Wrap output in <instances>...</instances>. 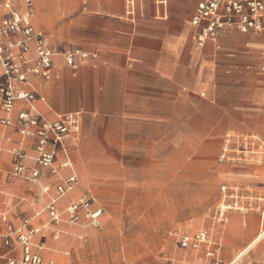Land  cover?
I'll use <instances>...</instances> for the list:
<instances>
[{"label":"rangeland","instance_id":"obj_1","mask_svg":"<svg viewBox=\"0 0 264 264\" xmlns=\"http://www.w3.org/2000/svg\"><path fill=\"white\" fill-rule=\"evenodd\" d=\"M263 74L264 67L254 69L251 82L221 76L212 92L189 93L172 109L156 99L118 117L82 114L70 153L75 192H89L104 215L98 229L78 227L83 240L62 223L47 257L56 264H209L179 237L206 231L224 249L226 230L248 231L246 219L231 214L264 215ZM259 253L257 245L237 264H255Z\"/></svg>","mask_w":264,"mask_h":264},{"label":"crops","instance_id":"obj_2","mask_svg":"<svg viewBox=\"0 0 264 264\" xmlns=\"http://www.w3.org/2000/svg\"><path fill=\"white\" fill-rule=\"evenodd\" d=\"M201 1L135 0L132 9L127 0H34L31 24L48 38L55 56L50 78L30 76V87L22 89L44 97L45 102L38 100L36 106L43 115L55 119L77 112L85 117H118L122 108H149L148 103L156 99L172 109L178 101H187L189 93L199 99V93L212 92L221 76L239 74L251 82L254 69L264 67V32L230 29L216 41L200 46L192 19ZM17 7L24 13L27 5L21 2ZM70 48L100 53L96 60L84 62L74 75L62 54ZM261 77L264 79V74ZM260 98L259 102H264V91ZM25 106L18 102L16 113ZM171 117L169 112L167 118ZM260 132L264 134V120ZM19 140L15 128L0 126V256L7 252L4 238H14L10 230H18L23 219L31 218L39 228L48 222L45 213L37 217L49 201L42 187L59 180L46 171L39 183L15 176L9 150ZM26 150V166L32 168L35 152L31 140H26ZM57 160L61 164L65 158L59 155ZM69 174V170L61 172L63 177ZM76 196L74 192L61 201L60 208L65 210L80 197ZM231 215L240 216L241 224L242 218L246 219L249 230L225 231L224 264L233 263L264 230V215L257 219L239 213ZM69 227L78 232L77 236L82 233L78 227ZM50 240L48 233L46 245ZM257 245L260 253L255 264H264V237ZM201 249L206 256L205 248ZM44 256L46 260L53 259L46 252ZM13 257L20 260V252Z\"/></svg>","mask_w":264,"mask_h":264},{"label":"built area","instance_id":"obj_3","mask_svg":"<svg viewBox=\"0 0 264 264\" xmlns=\"http://www.w3.org/2000/svg\"><path fill=\"white\" fill-rule=\"evenodd\" d=\"M30 1L0 0V111L3 114L0 126L3 129L15 128L20 136V140L9 150L15 176L39 183L46 171L59 177V180L52 186L42 187V193L49 201L37 217L45 213L50 228L45 230L46 226L36 227L31 218L23 219L18 230H10L15 237L8 235L4 238L7 252L0 256V264H56L53 259L46 260L44 256L48 233L51 238L59 240L62 223L98 229L104 215V209L98 206L97 199L89 192L82 193L65 210L60 208V202L74 193L78 186V176L73 169L70 153L77 146L82 114L67 113L55 119L48 118L36 106L38 100L45 102V98L36 92L22 89L30 87V76L49 79L55 56L48 38L31 24L34 12ZM127 1L133 9L135 0ZM21 2L27 5L24 13L17 10ZM192 25L197 29L196 39L200 46L209 40L216 41L223 31L230 29L264 32V0H202ZM99 53V50L87 52L80 48L62 52L66 65L74 75L84 62L96 60ZM18 102H24L26 106L16 113ZM26 140L33 142L35 156L32 168L26 166ZM59 155L65 158L61 164L57 162ZM226 159L224 154L222 161ZM63 170H69L70 174L63 177ZM3 219L6 220V216ZM84 237L83 234L78 235L81 240ZM179 239L184 248H205L206 257L211 262L224 264L222 246L212 241L208 232L200 231L194 236L181 235ZM17 252H20V260L13 257Z\"/></svg>","mask_w":264,"mask_h":264},{"label":"bare ground","instance_id":"obj_4","mask_svg":"<svg viewBox=\"0 0 264 264\" xmlns=\"http://www.w3.org/2000/svg\"><path fill=\"white\" fill-rule=\"evenodd\" d=\"M227 209V206L223 207V210ZM264 237V230L263 233L260 236H257L251 244H249L242 252L238 255V257L233 260V263H238L249 251L250 249L257 244V242H260V240Z\"/></svg>","mask_w":264,"mask_h":264}]
</instances>
